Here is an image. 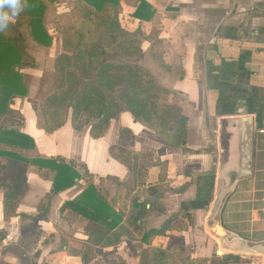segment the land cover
Listing matches in <instances>:
<instances>
[{"label": "crops", "instance_id": "crops-1", "mask_svg": "<svg viewBox=\"0 0 264 264\" xmlns=\"http://www.w3.org/2000/svg\"><path fill=\"white\" fill-rule=\"evenodd\" d=\"M134 1L120 0V17L134 12ZM144 1L156 11L146 29L159 33L162 48L149 50L142 40V62L148 56L143 66L187 114L186 145L166 147L126 112L111 120L98 139L87 128L75 131L70 116L56 132H44L31 97L44 75L53 76L54 60L62 53L49 13L55 16L75 5V0H57L48 6L44 20L53 39L50 48L38 46L21 27L34 66L23 71L27 96L13 99L9 113L0 116V128L18 130L33 140V149L13 151L18 157L63 161L80 178L72 188L52 194L55 173L26 164L16 215L6 219L4 194L13 172L0 156V264H116L118 259L140 264L141 254H152L154 248L210 264V245L217 243L205 225L212 228L210 215L223 186L219 173L240 120L253 128L251 175L226 199L220 220L225 231L252 242L233 229L231 220L246 191L250 202L264 210V0ZM124 26L130 34L139 31L129 20ZM121 152L129 155L127 164L118 161ZM89 185L121 218L118 236L108 243L106 236L95 245L86 231L88 220L66 207L79 201ZM174 214L165 232L150 234ZM185 214L192 215L193 225ZM224 247L227 252L219 256L235 255L241 262L239 254ZM251 256L264 264L262 256Z\"/></svg>", "mask_w": 264, "mask_h": 264}, {"label": "trees", "instance_id": "trees-1", "mask_svg": "<svg viewBox=\"0 0 264 264\" xmlns=\"http://www.w3.org/2000/svg\"><path fill=\"white\" fill-rule=\"evenodd\" d=\"M57 0H26V7L6 29H0V116L9 113L13 99H23L28 94L25 69L34 66L24 45L21 27L28 30L30 39L42 48H50L53 39L46 30L44 20L48 6ZM120 0H75L70 11L57 14L53 19L54 31L61 35L62 53L53 63L54 84L42 105L43 130L52 134L62 128L70 116L75 131L87 128L93 139L104 136L111 120L126 112L160 138L166 147L180 149L187 143L188 116L175 98L159 86L153 74L138 64L142 58L140 43H149V50L162 48V40L154 28L146 29L156 16V11L144 0L134 1V12L120 17ZM127 20L138 30L128 33ZM161 51V55H162ZM158 66L163 64L154 59ZM170 97L171 101L167 98ZM34 148L33 140L18 130L0 128V156L6 157L12 169V184L4 194V217L16 215L24 191L26 164L55 173L52 194L72 188L80 175L73 167L57 160H27L18 157L14 150ZM117 159L127 164L129 155ZM129 161V160H128ZM66 207L88 220L86 231L97 245L118 236L121 218L97 193L92 185L83 190L81 199L66 203ZM145 209V208H144ZM193 225L192 215L185 214ZM174 214L159 231L165 232ZM152 254L144 251L140 264H204L205 260L190 259L186 254L169 253L154 248ZM238 264L235 255H224L221 264ZM211 264V261H209ZM227 262V263H226ZM124 262L118 259V263Z\"/></svg>", "mask_w": 264, "mask_h": 264}, {"label": "water", "instance_id": "water-1", "mask_svg": "<svg viewBox=\"0 0 264 264\" xmlns=\"http://www.w3.org/2000/svg\"><path fill=\"white\" fill-rule=\"evenodd\" d=\"M252 136L253 128L251 125L240 120L230 143L228 158L219 173L223 186L217 195L210 217L213 228L212 234L223 246L232 248L237 254L259 255L264 258V242H250L237 233L227 232L221 227L220 220L226 199L235 191L242 179L251 175ZM218 229L221 230V233H218Z\"/></svg>", "mask_w": 264, "mask_h": 264}, {"label": "rangeland", "instance_id": "rangeland-1", "mask_svg": "<svg viewBox=\"0 0 264 264\" xmlns=\"http://www.w3.org/2000/svg\"><path fill=\"white\" fill-rule=\"evenodd\" d=\"M55 16H54V11H51L49 13V19L52 20V23H53V19ZM56 38L58 41H60L61 35L58 34V37H56ZM134 38L140 44H141V42H143L142 39H140V37H138V35H135ZM146 56H147V54H145V58L143 59V62L141 59V64H140L141 66H143V64L145 66L144 61H146ZM144 68H146V67H144ZM53 84H54V75L51 77L49 75H44V77L42 79H40L39 86H38V82H37V85L35 86V89L33 90L31 100L34 101L35 104L37 105V108L39 109V113H40L41 118L43 115V113H42L43 100L51 91ZM42 124H43V121H42ZM242 184L243 183H240V186H242ZM242 194H244V195H241L242 196L241 197V199H242L241 205H239L238 207L235 208L236 209L235 212H232V214H233L232 218L233 219L231 221H234L236 223V225H235L236 227H233V229L235 231L238 230L242 235L248 237L254 243L262 241V240H264V221H263L264 220V214L261 211L262 206H260V204L257 205L255 202H250L253 198H252L251 194L249 195L247 193V191L242 193ZM246 201L247 202L249 201V202L247 203ZM226 221H227L226 223L228 224V226L232 225L231 222L229 223L228 220H226ZM205 226H206V231H208V232L210 231L212 234L213 228H211V225L208 226V224H207ZM216 243H217V245H210L212 247L211 255H207V256H210V258H211L210 259L211 264H221L222 263L221 258L223 257V255L219 256L218 253L220 252L222 254L223 253L225 254L227 252L226 250H228L217 239H216ZM205 246H207V244ZM239 256L242 257L243 259L241 260V262L239 261L240 263H238V264H251L252 262L254 264H258V262L256 260H254L258 256H251L248 254H239ZM223 263L225 264V261H223Z\"/></svg>", "mask_w": 264, "mask_h": 264}, {"label": "clouds", "instance_id": "clouds-1", "mask_svg": "<svg viewBox=\"0 0 264 264\" xmlns=\"http://www.w3.org/2000/svg\"><path fill=\"white\" fill-rule=\"evenodd\" d=\"M26 7V0H0V29H6Z\"/></svg>", "mask_w": 264, "mask_h": 264}]
</instances>
